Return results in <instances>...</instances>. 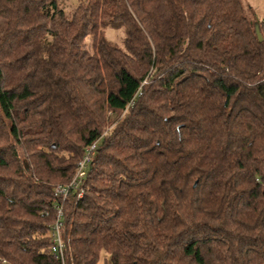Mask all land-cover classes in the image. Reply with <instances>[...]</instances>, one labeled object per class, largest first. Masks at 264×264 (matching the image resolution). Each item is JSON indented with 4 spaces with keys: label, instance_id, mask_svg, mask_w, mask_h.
Here are the masks:
<instances>
[{
    "label": "trees",
    "instance_id": "obj_1",
    "mask_svg": "<svg viewBox=\"0 0 264 264\" xmlns=\"http://www.w3.org/2000/svg\"><path fill=\"white\" fill-rule=\"evenodd\" d=\"M61 203L64 264H264V18L241 0H0V264H61Z\"/></svg>",
    "mask_w": 264,
    "mask_h": 264
},
{
    "label": "built area",
    "instance_id": "obj_2",
    "mask_svg": "<svg viewBox=\"0 0 264 264\" xmlns=\"http://www.w3.org/2000/svg\"><path fill=\"white\" fill-rule=\"evenodd\" d=\"M103 134H105V131ZM101 137L85 148L82 158L77 163L75 174L72 180L66 185H57L56 187H54L53 194L57 198H60L62 203L68 198L71 190L76 189L79 184L85 179L88 170L91 164L93 163ZM81 192L82 191L80 190L78 197L81 196ZM62 203L57 205L56 207V217L51 226V231L49 235L52 243L50 247L51 254L58 258L61 261V264H64L66 244L64 243L60 232L61 219L63 217Z\"/></svg>",
    "mask_w": 264,
    "mask_h": 264
},
{
    "label": "rangeland",
    "instance_id": "obj_3",
    "mask_svg": "<svg viewBox=\"0 0 264 264\" xmlns=\"http://www.w3.org/2000/svg\"><path fill=\"white\" fill-rule=\"evenodd\" d=\"M241 1L245 5H250L252 7L255 17L258 20H261L264 18V0H241ZM116 41L119 42L117 38H116ZM117 45L119 47L122 46L120 43H117ZM105 257H106L105 253L101 252L99 254L98 261L96 264H104Z\"/></svg>",
    "mask_w": 264,
    "mask_h": 264
},
{
    "label": "water",
    "instance_id": "obj_4",
    "mask_svg": "<svg viewBox=\"0 0 264 264\" xmlns=\"http://www.w3.org/2000/svg\"><path fill=\"white\" fill-rule=\"evenodd\" d=\"M255 33H256L257 39L259 41H261L262 40V37L260 35L259 29H258V25L255 26Z\"/></svg>",
    "mask_w": 264,
    "mask_h": 264
}]
</instances>
